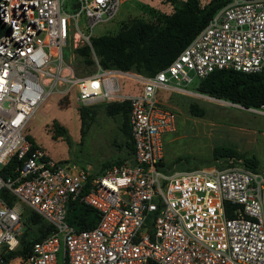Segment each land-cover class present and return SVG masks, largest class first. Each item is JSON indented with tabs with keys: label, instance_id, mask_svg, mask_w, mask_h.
Listing matches in <instances>:
<instances>
[{
	"label": "built area",
	"instance_id": "built-area-1",
	"mask_svg": "<svg viewBox=\"0 0 264 264\" xmlns=\"http://www.w3.org/2000/svg\"><path fill=\"white\" fill-rule=\"evenodd\" d=\"M65 1L0 0V264H264L260 171L237 163L160 168L162 137L176 116L160 93L189 92L194 78L219 69L262 70L264 0H231L151 75L100 66L75 75L65 51L92 49L94 27L114 18L121 0H72V11ZM72 88L80 106L129 101L131 161L95 171L32 146L25 129L37 108ZM248 110L264 115V102ZM72 201L98 211L93 227L68 223ZM22 204L52 229L28 253L12 254Z\"/></svg>",
	"mask_w": 264,
	"mask_h": 264
},
{
	"label": "rangeland",
	"instance_id": "rangeland-1",
	"mask_svg": "<svg viewBox=\"0 0 264 264\" xmlns=\"http://www.w3.org/2000/svg\"><path fill=\"white\" fill-rule=\"evenodd\" d=\"M71 4L72 0L64 4L69 11H72ZM172 11L173 5L166 0H121L115 17L95 26L93 35L114 34L134 19L157 22L158 15L170 14ZM71 46L64 53V61L75 75H86L99 68L95 55L91 58L77 53L76 49L84 45L74 50ZM119 80L124 86L134 84L125 76H120ZM199 80L194 78L185 85L189 92L160 93L162 102L176 114L174 129L162 137L165 165L173 166L174 169H192L241 164V159H214V148L225 147L233 148L243 157L255 156L259 171L264 175V115L198 92L196 87ZM125 91L133 93L137 90L128 87ZM75 94L72 88L64 96L54 95L43 102L26 126L25 134L31 136L34 143L52 158L78 163L89 170H101L106 161L129 158L132 152L127 144L129 139L122 129L123 115L107 114L105 106L109 101L92 104L94 118L82 137L77 113L80 105L75 101ZM190 104L202 108L203 116L191 114ZM53 121L66 130L64 136L52 137L50 126ZM22 210L25 219L31 209L22 204ZM24 226L29 227V232L34 235L39 234L38 224L26 220Z\"/></svg>",
	"mask_w": 264,
	"mask_h": 264
},
{
	"label": "trees",
	"instance_id": "trees-1",
	"mask_svg": "<svg viewBox=\"0 0 264 264\" xmlns=\"http://www.w3.org/2000/svg\"><path fill=\"white\" fill-rule=\"evenodd\" d=\"M173 5L170 14H160L157 22L134 19L123 25L114 34H102L91 38L92 49L84 45L76 49L81 56L97 57L103 69H119L135 71L151 75L167 66L192 38L207 24L209 19L222 6L231 0H166ZM91 62V59H89ZM196 90L208 96L225 99L245 108L258 107L264 102V68L258 72H244L233 69H219L201 78ZM92 106H79L77 113L80 122V135L83 137L87 127L94 118ZM130 105L128 100L107 102L105 111L109 115L122 114L124 117L123 132L129 139L127 142L131 156L126 159H114L102 164L101 170L112 165L131 161L134 153L133 141L128 122ZM189 111L195 116H203L204 111L196 104L189 105ZM52 137L64 136L66 130L57 122L51 123ZM32 146H37L31 136L26 135ZM215 160L224 158L241 159V164L252 170L259 171L258 159L255 156L243 157L233 148L216 147L213 150ZM66 161V160H59ZM166 171L174 170L173 166L160 163ZM97 170V171H101ZM31 224H38V235L23 229L20 246L12 254H26L33 242L49 234L52 227L34 211L24 217ZM67 221L76 229H89L98 219V211L82 202H69ZM29 235V236H27ZM148 264H155L149 262Z\"/></svg>",
	"mask_w": 264,
	"mask_h": 264
},
{
	"label": "water",
	"instance_id": "water-1",
	"mask_svg": "<svg viewBox=\"0 0 264 264\" xmlns=\"http://www.w3.org/2000/svg\"><path fill=\"white\" fill-rule=\"evenodd\" d=\"M211 98H213V99H215V100L223 101L222 99H218V98H214V97H211ZM229 103H231V104H233V105H238L239 107L244 108V109H248V108H245L244 106H241V105H239V104H235V103H232V102H229Z\"/></svg>",
	"mask_w": 264,
	"mask_h": 264
},
{
	"label": "crops",
	"instance_id": "crops-1",
	"mask_svg": "<svg viewBox=\"0 0 264 264\" xmlns=\"http://www.w3.org/2000/svg\"><path fill=\"white\" fill-rule=\"evenodd\" d=\"M165 162V161H164Z\"/></svg>",
	"mask_w": 264,
	"mask_h": 264
}]
</instances>
